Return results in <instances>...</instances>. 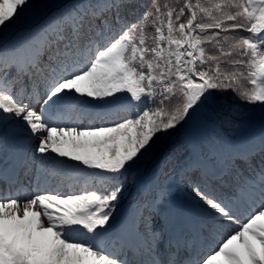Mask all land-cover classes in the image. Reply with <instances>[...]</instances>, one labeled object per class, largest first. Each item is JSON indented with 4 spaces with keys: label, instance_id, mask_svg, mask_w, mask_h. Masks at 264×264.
<instances>
[{
    "label": "snow or ice",
    "instance_id": "6c2138e0",
    "mask_svg": "<svg viewBox=\"0 0 264 264\" xmlns=\"http://www.w3.org/2000/svg\"><path fill=\"white\" fill-rule=\"evenodd\" d=\"M0 264H264V0H0Z\"/></svg>",
    "mask_w": 264,
    "mask_h": 264
},
{
    "label": "trees",
    "instance_id": "16d2710c",
    "mask_svg": "<svg viewBox=\"0 0 264 264\" xmlns=\"http://www.w3.org/2000/svg\"><path fill=\"white\" fill-rule=\"evenodd\" d=\"M232 93H229V97L232 98ZM235 104V107L239 109V112L237 113V115L234 117V119H242V114L247 111L248 106L243 104V102H240L238 100H234L233 101ZM135 194V187L132 185H129V190L128 192L125 194V202L131 200L132 196Z\"/></svg>",
    "mask_w": 264,
    "mask_h": 264
}]
</instances>
